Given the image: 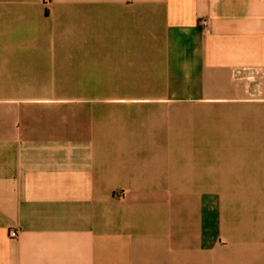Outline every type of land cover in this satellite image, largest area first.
<instances>
[{
	"label": "crops",
	"instance_id": "obj_1",
	"mask_svg": "<svg viewBox=\"0 0 264 264\" xmlns=\"http://www.w3.org/2000/svg\"><path fill=\"white\" fill-rule=\"evenodd\" d=\"M93 74L161 85L0 106V264H264V202L255 233L222 236L215 213L204 251L187 250L153 219L181 190L179 158L165 150L153 170V140L132 124L120 137L131 110L241 103L263 119L242 189L264 195V0H0V77ZM213 180L214 194L233 188Z\"/></svg>",
	"mask_w": 264,
	"mask_h": 264
},
{
	"label": "rangeland",
	"instance_id": "obj_2",
	"mask_svg": "<svg viewBox=\"0 0 264 264\" xmlns=\"http://www.w3.org/2000/svg\"><path fill=\"white\" fill-rule=\"evenodd\" d=\"M95 76L0 77V106L59 105L64 101L80 105L84 100H96L81 96L95 95L98 89L130 95L132 91L157 89L161 85L159 77H101L98 83ZM180 106V111L167 116L157 105L146 113L131 110L124 115V125L120 127L122 138H127L126 129L132 124L137 139L153 140L147 150L157 162L152 164L153 170L159 168L166 151L172 159L179 158L181 190L160 195L164 198L162 212L153 211V219H163L170 239L183 238L186 249L191 251H204L203 238L215 213L222 236L226 226H232V236L255 233L252 228L261 218L264 195L243 192L242 182L251 178L253 159L262 152L259 146L245 142L252 136L247 135L249 125L257 134L261 115L242 112L241 103ZM165 139L173 141L166 148L161 144ZM173 171L170 166V174ZM214 177L218 185L229 183L233 188H221L229 192H210Z\"/></svg>",
	"mask_w": 264,
	"mask_h": 264
},
{
	"label": "built area",
	"instance_id": "obj_3",
	"mask_svg": "<svg viewBox=\"0 0 264 264\" xmlns=\"http://www.w3.org/2000/svg\"><path fill=\"white\" fill-rule=\"evenodd\" d=\"M44 2H48L50 0H43ZM203 24H205V21L203 22ZM9 236L10 237H15L16 236V231L15 230H10L9 231Z\"/></svg>",
	"mask_w": 264,
	"mask_h": 264
}]
</instances>
